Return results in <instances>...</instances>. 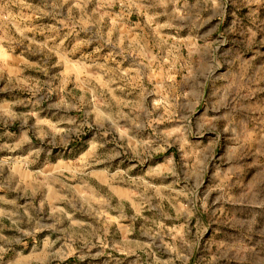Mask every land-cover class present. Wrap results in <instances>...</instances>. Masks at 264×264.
I'll use <instances>...</instances> for the list:
<instances>
[{
    "label": "clouds",
    "instance_id": "1",
    "mask_svg": "<svg viewBox=\"0 0 264 264\" xmlns=\"http://www.w3.org/2000/svg\"><path fill=\"white\" fill-rule=\"evenodd\" d=\"M0 264H264V0H0Z\"/></svg>",
    "mask_w": 264,
    "mask_h": 264
}]
</instances>
